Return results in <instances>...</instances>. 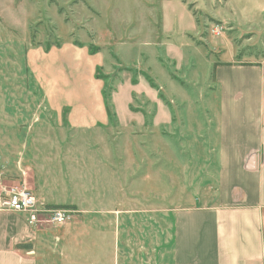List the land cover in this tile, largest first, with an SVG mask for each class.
Listing matches in <instances>:
<instances>
[{"label":"rangeland","instance_id":"rangeland-1","mask_svg":"<svg viewBox=\"0 0 264 264\" xmlns=\"http://www.w3.org/2000/svg\"><path fill=\"white\" fill-rule=\"evenodd\" d=\"M227 58L264 63V0H0V185L73 208L37 225L39 264L113 263L115 217L84 218L74 198L123 199L119 264H172L174 211L214 174L213 64ZM74 222L86 238L61 239Z\"/></svg>","mask_w":264,"mask_h":264},{"label":"crops","instance_id":"crops-1","mask_svg":"<svg viewBox=\"0 0 264 264\" xmlns=\"http://www.w3.org/2000/svg\"><path fill=\"white\" fill-rule=\"evenodd\" d=\"M220 59L213 64L215 84L222 92L217 128L213 136L206 137L214 141H209L208 148L212 151V164L207 163L214 174H209V185L195 197L197 205L174 211L172 264H264V63L245 66L233 64L228 58ZM246 70L254 77V83L232 87L231 75ZM252 89L256 94L251 98ZM116 119L117 131L122 126ZM117 164L112 165L115 172L120 169ZM203 166L197 180L208 171ZM118 187L122 196L123 183L117 182ZM73 200L79 203L84 218L115 217L109 247L113 251L112 264H119V218L123 212L117 206L123 204V199L110 202L108 207L102 203L94 206L84 198ZM200 202L206 205L201 207ZM56 206L65 205L52 207ZM42 231L41 225H29L23 214L0 211V264H39L35 249L43 237ZM89 232L82 222H74L64 228L61 239L86 238ZM99 233H107V242V230L100 228ZM82 244L74 245L75 251L84 247ZM145 264H150V259Z\"/></svg>","mask_w":264,"mask_h":264},{"label":"built area","instance_id":"built-area-1","mask_svg":"<svg viewBox=\"0 0 264 264\" xmlns=\"http://www.w3.org/2000/svg\"><path fill=\"white\" fill-rule=\"evenodd\" d=\"M220 31L213 32L219 36ZM0 185V211L13 212L26 216L31 226L47 223L52 226H62L68 222L72 212L65 209L46 208L35 195L26 189L14 186Z\"/></svg>","mask_w":264,"mask_h":264},{"label":"trees","instance_id":"trees-1","mask_svg":"<svg viewBox=\"0 0 264 264\" xmlns=\"http://www.w3.org/2000/svg\"><path fill=\"white\" fill-rule=\"evenodd\" d=\"M53 208H55V209H70L71 207H69V206H56ZM71 209H73V208H71ZM18 248L19 249H29L28 246H19Z\"/></svg>","mask_w":264,"mask_h":264}]
</instances>
